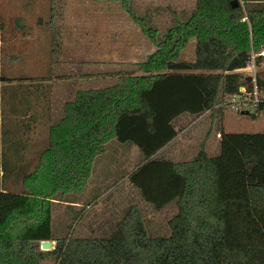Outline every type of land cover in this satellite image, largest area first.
I'll return each mask as SVG.
<instances>
[{
  "label": "trees",
  "instance_id": "obj_1",
  "mask_svg": "<svg viewBox=\"0 0 264 264\" xmlns=\"http://www.w3.org/2000/svg\"><path fill=\"white\" fill-rule=\"evenodd\" d=\"M118 1L154 49L137 62L139 72L120 71L108 85L77 88L48 127L34 168L16 175L21 189H0V264H41L50 256L53 264H264V131L219 127L214 155L201 144L191 158L173 161L158 150L175 135L172 117L194 111L193 103L184 95L158 104L147 97L169 74L191 69L204 90L198 106L220 115L224 99L249 86L248 73L237 69L264 45V1L246 2L242 19L236 0H194L189 15L161 35L127 0ZM190 37L194 57L181 59ZM261 57H255L256 65ZM256 79L264 89L258 73ZM263 111L264 98L254 112H237L256 117ZM127 131L122 140L140 144L142 153L127 177L153 209L174 202L169 233L150 234L141 208L129 204L107 235L55 237L51 203L81 192L104 144ZM1 169L2 184L9 176L5 161ZM78 215L74 210L72 220ZM42 239L52 246L39 248Z\"/></svg>",
  "mask_w": 264,
  "mask_h": 264
},
{
  "label": "rangeland",
  "instance_id": "obj_2",
  "mask_svg": "<svg viewBox=\"0 0 264 264\" xmlns=\"http://www.w3.org/2000/svg\"><path fill=\"white\" fill-rule=\"evenodd\" d=\"M127 1L136 16H141L146 23L156 27L158 35H161L165 27L174 23L176 19L184 20L194 6V0ZM121 5V1L118 0H0V24L3 26L0 29V64L3 69L8 68L4 71L9 75L12 72L20 76L32 74L36 72V70L31 71L32 64H35V69L39 64L44 66L43 73L53 71L61 48L59 40L70 38L69 35L72 31L73 36L77 35V37L71 39V46H67L65 49L68 53L72 50L75 62L80 63L79 71L82 72V77L77 78L76 88L108 85L114 82L120 71L134 70L135 72L137 62L143 60L145 55L154 49L149 38L141 45H121L115 39L104 37L99 42H96L98 40L94 42L80 39V36L87 38L94 33L104 36L110 34L112 26L104 30L98 29L107 27L108 21L114 19L117 20L113 24L115 28L125 27V24H128L140 30L139 25L131 19ZM21 23L24 25H20ZM21 26H24L23 32L20 29ZM122 31L120 29V32ZM10 34L15 35L16 38L4 43V40L9 39L6 36ZM117 34L118 32H115V35ZM115 35L114 38H117ZM193 45L194 38H188L185 46L180 50L179 57L192 60L194 57ZM11 54H14L15 57L12 58ZM66 57L68 58L70 55H66ZM15 67H18V70ZM194 71L187 69L173 72L147 93L150 101L156 104L170 101L171 95H179L175 98L177 100H181L180 95H184L187 97V101H192L195 110L190 112L183 110L184 116L180 117L177 122L179 127L190 122L188 128L191 130L180 133V135L187 136L189 142L182 152L183 156H188L193 152L192 142L199 143L204 141L207 136L206 140H209L211 130L210 137L213 139L218 125L216 117H211L208 111L198 106L202 101L204 90L201 88L200 80L191 74ZM255 71L264 80V55L255 65ZM21 81L24 80L21 79ZM66 81L69 82L68 79ZM161 93L162 100L158 97ZM188 97L192 100H189ZM223 109L226 131H264V111L256 117H251L248 114L238 113L227 106ZM1 121L0 115V145L1 137L5 135ZM179 127L178 130H180ZM121 135L123 136L109 139L104 144V150L95 156L90 170V182L96 178V184L91 190L88 181L81 192L64 194L60 196L63 198L62 200H54L51 203L50 226L55 237L107 235L129 204H136L141 208L146 228L150 234L167 235L169 233L167 219L173 210L171 202L163 209L155 210L140 198L137 189L130 184L127 177V173L142 157V153L137 152L140 144L122 140L129 136L128 131ZM46 141L47 130L44 135V142L46 143ZM195 148H199V146H195ZM203 149L210 151L206 145ZM214 149L216 152L217 144ZM157 154L163 155L164 149L158 150ZM4 161L5 158H0V169ZM6 187L21 189L19 185L7 184ZM93 195L95 196L92 197ZM74 210H80V216L78 215L72 220ZM52 244L53 241L51 246ZM53 263L54 258L51 256L41 262V264Z\"/></svg>",
  "mask_w": 264,
  "mask_h": 264
},
{
  "label": "crops",
  "instance_id": "obj_3",
  "mask_svg": "<svg viewBox=\"0 0 264 264\" xmlns=\"http://www.w3.org/2000/svg\"><path fill=\"white\" fill-rule=\"evenodd\" d=\"M116 21V19L110 20L108 21L109 23L107 24V27L100 29L97 28L98 30H104L109 26H112L113 29L110 31V34L104 36L94 33V35H91V37L88 36L87 38L80 36V39H87L94 42L98 40L96 42H99V40L104 37L106 39H115L118 41L117 43L121 45H141L142 42L144 43L148 38L137 27H132L128 24H125V27L115 28L113 24ZM20 25L24 24L21 23ZM1 27L3 26L0 24V29H2ZM23 28L24 26H21L20 28L22 29V32ZM120 29L123 31L120 32ZM115 32H118V34L115 35ZM114 35L117 36V38H114ZM69 36L70 38L59 40L61 48L59 49V57L54 63L55 69L53 71L43 73L44 66L42 67L39 64L35 69V64H32L30 68L31 71L36 70V72H33L32 74L20 76L12 72L9 75L4 71V69L8 70V68L3 69V66L0 64V115L2 119L1 125L4 126L5 130V135L1 137L0 158H5V171H3V173L9 175L5 177L2 184L0 183L1 190H20L17 188L6 187V185L18 186L19 180L16 175L19 172L26 173L34 168L41 150L45 148L47 144V141L46 143L44 142L45 130L48 131V127L60 118L63 102L70 99L73 96L74 91L78 88H76L78 83L77 78L80 79L82 77V72L79 71L81 68L79 65L80 63L75 62V55L72 50L68 53L65 49V47L71 46V39L76 38L77 35L73 36V32L71 31ZM6 37H9V39L4 40V43L16 38L13 34ZM66 55H70V57H68L69 59ZM11 57L14 58L15 55L11 54ZM15 68L18 70V67ZM21 79L24 81L22 82ZM67 79L69 82L66 81ZM25 84L29 85L24 86ZM224 113V109L220 115H210L209 113L211 117H216V120L218 121V125L214 132L215 134L213 135L214 138L211 139L210 137V134H212L211 130L209 133V140H206L207 136L204 138V141H200L199 143L197 141L194 143L191 141V146L194 147L192 148L193 152L188 156L182 155L184 148L189 144L188 138L185 135H180V133L191 130L188 128L190 127V122L186 124L187 126L183 125L179 127L177 122L180 117L184 116V112L176 114L171 119V123L175 129V135L159 148V151L164 149V154L162 156L173 161L186 160L191 158L198 150L195 146L198 147L201 144L203 147L204 145L209 147V152L205 150L208 155H214L217 152H215L214 148L219 137V129L221 128L226 131ZM178 127L180 130H178ZM184 129L186 130L184 131ZM208 130L207 127V131ZM2 152H4V154H2ZM137 152L140 151L137 150ZM20 169L22 170L20 171ZM0 174H2V169H0ZM90 178L91 174H89L86 182H90ZM95 184L96 178L88 183L90 190ZM170 202L173 207V210L171 211L172 216L176 211V206L173 201ZM168 203H165L161 208L163 209Z\"/></svg>",
  "mask_w": 264,
  "mask_h": 264
},
{
  "label": "built area",
  "instance_id": "obj_4",
  "mask_svg": "<svg viewBox=\"0 0 264 264\" xmlns=\"http://www.w3.org/2000/svg\"><path fill=\"white\" fill-rule=\"evenodd\" d=\"M236 2L242 9V19H246L245 4L248 0H236ZM257 55H264V45H261L257 51H251L245 66L237 69L245 70L248 73L249 86H240L238 92L233 93L223 101V104L235 111L254 112L257 103L264 98V89L259 88L256 79L255 57Z\"/></svg>",
  "mask_w": 264,
  "mask_h": 264
},
{
  "label": "water",
  "instance_id": "obj_5",
  "mask_svg": "<svg viewBox=\"0 0 264 264\" xmlns=\"http://www.w3.org/2000/svg\"><path fill=\"white\" fill-rule=\"evenodd\" d=\"M51 241L48 239H42L39 241V246L41 249H48L50 248Z\"/></svg>",
  "mask_w": 264,
  "mask_h": 264
}]
</instances>
